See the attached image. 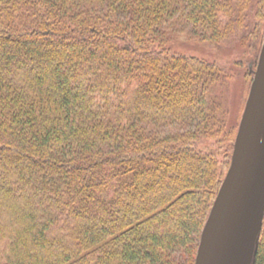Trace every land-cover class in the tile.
I'll return each mask as SVG.
<instances>
[{
    "label": "trees",
    "instance_id": "16d2710c",
    "mask_svg": "<svg viewBox=\"0 0 264 264\" xmlns=\"http://www.w3.org/2000/svg\"><path fill=\"white\" fill-rule=\"evenodd\" d=\"M182 34L261 46L264 0H0V264H195L238 125Z\"/></svg>",
    "mask_w": 264,
    "mask_h": 264
},
{
    "label": "water",
    "instance_id": "95a60500",
    "mask_svg": "<svg viewBox=\"0 0 264 264\" xmlns=\"http://www.w3.org/2000/svg\"><path fill=\"white\" fill-rule=\"evenodd\" d=\"M264 219V44L230 169L201 235L195 264H254Z\"/></svg>",
    "mask_w": 264,
    "mask_h": 264
},
{
    "label": "rangeland",
    "instance_id": "374dc122",
    "mask_svg": "<svg viewBox=\"0 0 264 264\" xmlns=\"http://www.w3.org/2000/svg\"><path fill=\"white\" fill-rule=\"evenodd\" d=\"M182 35L183 37L177 45V51L187 53L188 55H194L210 63H215L224 70L231 83L228 103L229 122L226 131L228 130L230 132L234 126L236 127V125H238L239 130L242 116L254 83V77L251 81L248 76V68L251 69L253 66L252 72L257 69L264 44V38L261 46H258L259 43L254 44V42L249 46H243L238 36L229 38L219 45H212L209 43L204 44L200 41H187V36L184 34ZM234 132L235 131L233 130L229 135L232 134L234 136ZM235 142L236 138L232 145V142L228 137L224 146L220 147V150L218 151L220 155L219 159L221 161L225 159V150L229 149L230 146H233L231 156L232 162ZM219 146L220 145L213 140H205L199 145V148L209 147V149L217 150Z\"/></svg>",
    "mask_w": 264,
    "mask_h": 264
}]
</instances>
